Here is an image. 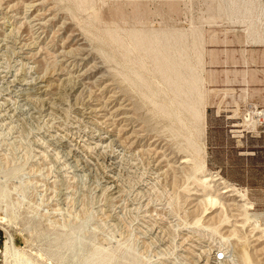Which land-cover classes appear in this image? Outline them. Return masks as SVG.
Masks as SVG:
<instances>
[{
    "label": "rangeland",
    "instance_id": "374dc122",
    "mask_svg": "<svg viewBox=\"0 0 264 264\" xmlns=\"http://www.w3.org/2000/svg\"><path fill=\"white\" fill-rule=\"evenodd\" d=\"M43 1L53 19L40 33L39 75L59 71L58 50L76 47L74 39L85 44L88 60L77 54L69 69H88V75L72 79L77 91L69 93L68 85L54 118L19 125L0 116V264H15L1 252L7 238L27 264H71L58 253L62 225L136 264H193L203 248L226 251L227 264H264V0H248V13L231 10L226 0ZM0 2L16 3L23 16L30 0ZM14 28L29 42L36 33L24 19ZM166 36L170 49L179 48L172 44L179 37L184 48L176 72L188 76V61L196 78L188 121L174 104L173 76H158L165 61L154 62L163 58L159 39ZM142 37L153 56L142 51ZM18 54L6 63L34 78L38 64L25 69ZM8 87L3 84V93ZM96 106L90 121L78 122L81 111ZM96 131H112L100 151L116 149L131 168L121 173L117 200L102 188L101 167L91 165L96 172L82 179L72 176L71 166L65 172L56 164L70 157L58 147L63 142L78 151L77 159L92 162L94 150L82 151L76 139L88 142ZM61 190L73 199L63 200Z\"/></svg>",
    "mask_w": 264,
    "mask_h": 264
},
{
    "label": "bare ground",
    "instance_id": "6f19581e",
    "mask_svg": "<svg viewBox=\"0 0 264 264\" xmlns=\"http://www.w3.org/2000/svg\"><path fill=\"white\" fill-rule=\"evenodd\" d=\"M226 1H227V5L230 7L231 10L242 11L243 13H248L250 10L248 0H226ZM3 5L4 4L0 5V116H1V119L5 121V123L7 124H12L14 122H20L19 125H22V124L27 125L28 123H30L29 121H31L32 119H37L38 117H41L43 115L45 117H50V116L52 117L55 113H58L57 112L58 109H60V106L65 102V99H66L65 91L68 85L71 82H73L72 79L76 78L77 80H74V82L75 81L77 82L78 78L82 79L88 75L87 74L88 69L79 68L80 70L79 69L72 70L73 66L71 67L72 69L71 68L69 69L70 67L69 63L71 62L74 64V62L72 61H76L74 58H77L76 56L77 54L80 56V61H85L87 59V53L85 50V44L80 42L79 39L75 40L73 38L74 41L77 42L76 47H73L69 49L68 51L65 50L64 48L63 49L61 48L60 50H58L56 58L58 59L60 58L59 62L62 65L60 69L58 68L59 71L56 72L55 70H51L49 72H45V75H39L40 73L36 69H40V70L42 69V65H43L42 61L44 60L41 54L42 39H41L40 33L44 31L45 26L48 24V22L53 19L51 8H47L43 0H30V2L25 5L26 12L23 13V16H20V13L16 11L17 9L16 3L9 5L8 7L7 6L2 7ZM19 19H24L25 22L29 26H31V28L36 30L35 36L32 37V41L30 42L27 40L25 41L22 38V36H20V34L17 33V31H15L14 24ZM143 38L144 37L141 38V41H142L141 47L143 49L142 51L145 53V55H150L151 57L153 55H151L147 50L152 52L151 51L153 50L152 44L150 43L149 44L150 46H149L148 42H146V39H143ZM168 42H169L168 36L164 38V41L162 39H159V44H161L159 48L164 51V55L162 59L155 57L154 62L162 63L163 60L165 61L166 64L163 66L164 70L162 71L157 70L158 76L161 75L162 77H165L166 81L169 79V77L167 79V76H173V79H171L170 81H172L171 85H172V88L174 89L172 92L174 104L177 109H180L184 114H186L187 117L185 120L188 121V120H191L192 115L195 114L194 108L196 104L192 103V101L196 100L195 99L196 91L193 86L194 83L196 82V78L192 73V67L188 61H187L188 65L187 67H185L187 68V70H189L188 76L185 74L186 72L183 73L181 76L178 74V72H176V71H179L180 61L184 58V54H183L184 48L181 46L180 37L179 39L175 38L172 43V44H178V43L180 44L179 46L180 55L177 54L178 49H179L178 46L173 45L172 49H170ZM76 51H78V53ZM16 53H19L18 56L25 61V63H23V66L25 69H28L27 68L28 63L31 64V62H34V63L36 62V64H38V66H36V68L34 69L36 70L35 72L36 76H34V78L31 76L32 77L31 79V77L29 76L30 74L28 75V72L26 71L25 73H22V74L15 73L16 69L13 70L14 67H11L8 65V63H6V60H7L6 57H8L9 54L16 55ZM167 55L169 56V58L167 57ZM140 59H143V58H140ZM21 65L22 63L19 66ZM32 68H33V65H32ZM92 68L97 69L98 67L97 65L93 64ZM156 68L158 69L159 66H156ZM65 71L66 73L67 72L68 73L66 74ZM80 81L81 80H79L78 84L80 83ZM7 83H10V88L8 87V90L5 89L4 90L5 92L3 93V84H7ZM70 85L68 89L69 93L76 92L78 87L73 84H70ZM13 102L15 103V105L13 104ZM99 108H97L96 106L94 108H90L89 112L81 111L79 115L81 116L82 119L78 120V122L82 123L83 120L85 121V119L87 120L88 118H91L92 113L97 114L100 111ZM118 108H117L118 109L117 111L115 110L116 112H118L119 110H122L121 107H118ZM261 115L264 116V112H262ZM88 120L90 121V119ZM93 122L94 121H92V123ZM184 123H185L184 120H182V124ZM100 126L102 125L100 124ZM111 132L108 133L107 131H105V132L97 133L96 131V135L91 133V135H88L90 140L86 138V140H89V141L84 142V143H83V140L76 139V144L78 147L83 148L82 151H84V149L89 152L91 150H94V156L91 157L92 162H89L90 160H88L89 162L88 163L87 161H81L80 159H77V157L79 156L78 151L76 152L75 149H73V147L69 149L70 147L67 146V144H64V142L59 143L58 147L62 149V152L64 153V155H66L70 151V157L66 159L65 161L63 160L64 162H57L60 160L56 161V164L60 163L61 165L64 166L62 167L61 170L67 172L66 167L71 166L72 171L70 172L72 173V176H77L82 179H86L87 177L91 178L96 172L92 170V168L90 167L91 165L92 167L93 166L101 167L100 169H102V173H101L100 178L102 180L100 179L101 180L100 183H102V186H103L102 188H104V190L107 192L109 196V200L111 198H112L111 200H113V198L116 199L121 196L122 191L124 189V187L122 186L121 173L122 172L127 173L131 169L128 163L127 164L126 163L124 164L123 162L121 163V159L120 160L118 159L119 153L117 152L116 149L113 148V150L110 152H106V150L104 152L100 151V149L103 147V143H105L107 140L110 139L109 134ZM114 140L111 139V141L110 142L108 141V143L109 144L112 143L115 146H117V142L119 141L116 142ZM109 144H107V146ZM66 148H68V150H66ZM90 153L89 155H92ZM68 156L66 155L64 157L67 158ZM66 163L68 164L66 165ZM95 169L96 168L94 167V170ZM48 185L52 186V182ZM3 189H4V185L0 183L1 193ZM222 193H227V190L222 191ZM58 194L61 195V198H63V200L69 199L71 195V193L67 190H61L60 193L58 191ZM208 199H210L209 201L213 202V201H216L217 198L216 199L208 198ZM58 234L59 235H57L58 238L56 237L57 239L56 242L61 244V248H59L58 253L62 257H71L72 258L71 264H136V262L128 260L125 256L121 257L119 250H114L110 247H103L101 244L96 243L95 240L92 239L88 235H86L85 237L82 236V233L78 232V230L75 229L73 226L62 225ZM12 244H13L12 238L5 239L3 243V248L1 251L4 254L5 258L7 260L9 258H13L15 264H24L26 261H28L27 256L21 255L19 254L20 252L13 249ZM201 252L203 256L201 258V254H200L199 255L200 258L198 257V259L195 258L194 256L195 254L193 252L191 251L189 252L191 254V257L196 259L193 261V264H208L210 258L212 260L211 261L212 264H224V263L227 264L228 261L232 262L228 259L227 253L224 250H218V251L212 252L210 249L203 248ZM241 255H242V260L246 261L247 260L246 258L248 257V255L246 251L244 250V248L242 247H241ZM65 259H68V258H65Z\"/></svg>",
    "mask_w": 264,
    "mask_h": 264
}]
</instances>
